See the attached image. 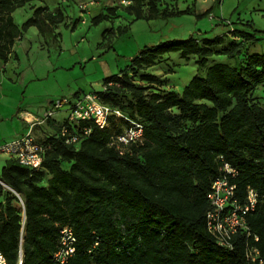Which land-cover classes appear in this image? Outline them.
<instances>
[{
	"label": "trees",
	"instance_id": "1",
	"mask_svg": "<svg viewBox=\"0 0 264 264\" xmlns=\"http://www.w3.org/2000/svg\"><path fill=\"white\" fill-rule=\"evenodd\" d=\"M33 1L0 0L3 64L29 28L42 35L47 27L65 24L61 10L36 7L17 26L12 14ZM161 1L134 3L147 7L145 20L194 14L192 8L166 12ZM220 2L212 0L211 7L195 17H208ZM114 12L110 7L99 11L90 25L110 21ZM74 28L72 22L69 29ZM232 32L235 37L223 47L221 37L145 46L130 59L129 72L103 80V90L95 93L99 102L142 125V137L129 153L119 156L109 147L111 133L119 131L122 123L103 131L91 121L68 126L74 134L90 130L69 145L58 137L67 125L63 119L40 127L48 131L38 137L48 147L40 170L4 160L0 251L7 264H16L20 236L23 264H54L52 254L63 225L76 239L70 264H248L246 245L259 250L264 264V108L251 100L264 82V54L243 53L246 46L256 44L254 33ZM170 53L193 59L197 74L179 93L145 94L128 73L140 72L142 83L160 86L161 78L145 71ZM214 58L232 64L213 62ZM224 163L237 170L232 182L240 202L247 187L257 194L256 206L246 216L250 235L239 231L231 251L219 247L205 227L206 196L211 183L222 175ZM254 236L258 242H253Z\"/></svg>",
	"mask_w": 264,
	"mask_h": 264
},
{
	"label": "rangeland",
	"instance_id": "2",
	"mask_svg": "<svg viewBox=\"0 0 264 264\" xmlns=\"http://www.w3.org/2000/svg\"><path fill=\"white\" fill-rule=\"evenodd\" d=\"M123 1L129 4L121 0H35L14 11L13 20L18 26L32 15L34 7L61 10L66 20L55 29L45 28L42 35L29 28L22 39L15 41L7 62L0 61V143L27 131L19 112L40 117L53 103L73 101L75 94L101 92L103 80L129 72L130 59L145 46L190 37H221L223 47L235 37L232 31L248 29L258 40L246 46L243 53L264 54V0H221L209 15L212 19L195 17L211 7L212 0H162L161 10L192 8L194 14L151 20L142 19L148 16L144 4ZM99 5L102 10L110 7L115 12L110 21L91 26L89 21L97 15ZM72 22L74 30L69 29ZM220 61L232 64L222 58L213 60ZM145 73L156 74L163 81L160 86H149L140 81V72L128 73L136 86L145 88V94L178 93L197 74L194 60L181 59L176 53L168 54ZM251 100L264 108V82L253 91ZM122 101L126 103L128 98ZM66 116L62 109L54 118L61 122ZM45 132L47 129L39 128L35 135L38 138ZM4 160L0 156V169Z\"/></svg>",
	"mask_w": 264,
	"mask_h": 264
},
{
	"label": "built area",
	"instance_id": "3",
	"mask_svg": "<svg viewBox=\"0 0 264 264\" xmlns=\"http://www.w3.org/2000/svg\"><path fill=\"white\" fill-rule=\"evenodd\" d=\"M121 3L129 4L128 1L123 0ZM212 18L209 16V19ZM62 109H65L67 113L65 118L67 125L61 127L58 137L63 138L66 144H77L80 137L90 133L89 129H83L81 134H74L69 131L68 126L82 121H91L97 129L102 131L111 129L114 123H122L119 131L111 133L109 141V147L119 156L129 153V147L142 137L143 128L140 123L130 120L118 109L100 103L95 93H86L77 96L73 101L61 100L53 103L40 117L25 112L20 114L21 120L26 123L28 129L20 137L0 143V156L15 160L21 167L35 171L40 170L43 156L48 147L39 142L36 137L37 128L47 124ZM221 173L222 175L211 183L206 196L209 210L205 216V227L207 233L219 247L231 251L233 250V237L239 231L245 232L247 236L250 235L246 225V216L254 210L257 194L252 188L247 187L245 197L240 202L235 196V185L232 182L237 177V170L224 163L221 167ZM21 242L22 236H20L16 264H23ZM253 242H258L256 236L253 237ZM75 244L76 239L71 228L66 225L61 226L58 246L52 254L53 263L70 264L75 252ZM244 255L248 264L263 263L260 252L254 245H246ZM0 264H7L1 251Z\"/></svg>",
	"mask_w": 264,
	"mask_h": 264
},
{
	"label": "crops",
	"instance_id": "4",
	"mask_svg": "<svg viewBox=\"0 0 264 264\" xmlns=\"http://www.w3.org/2000/svg\"><path fill=\"white\" fill-rule=\"evenodd\" d=\"M30 4H32V3H30ZM90 4H93V2L92 3H90ZM94 5L96 6V5H98V4H96V3H94ZM32 6V5H31ZM34 8H36V7H34ZM102 8H103V6L102 5H99L98 6V12H97V14L99 13V11H101L102 10ZM12 18H13V16H12ZM14 21V20H13ZM15 23V22H14ZM17 25V24H16ZM67 25V24H66ZM18 26V25H17ZM76 28V27H75ZM194 38H196V37H194ZM153 75H156V74H153ZM157 76V75H156ZM179 93V92H178ZM75 97H77L78 96V94H75L74 95ZM23 112H19L18 114H19V118H20V114H22ZM21 119V118H20ZM53 121H52V123L54 124V125H56V124H58V123H60L58 120H56L54 117H53V119H52ZM23 125H24V127H25V129H26V123L23 121V120H21L20 121ZM24 132L25 131H22L21 133H20V135H17L15 138H18V137H20L21 135H23L24 134ZM37 132V131H36ZM15 138H13V139H15ZM12 139V140H13Z\"/></svg>",
	"mask_w": 264,
	"mask_h": 264
}]
</instances>
